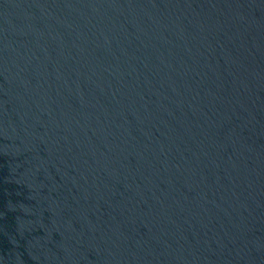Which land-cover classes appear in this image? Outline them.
Masks as SVG:
<instances>
[{
    "label": "water",
    "instance_id": "obj_1",
    "mask_svg": "<svg viewBox=\"0 0 264 264\" xmlns=\"http://www.w3.org/2000/svg\"><path fill=\"white\" fill-rule=\"evenodd\" d=\"M0 264H264V0H0Z\"/></svg>",
    "mask_w": 264,
    "mask_h": 264
}]
</instances>
